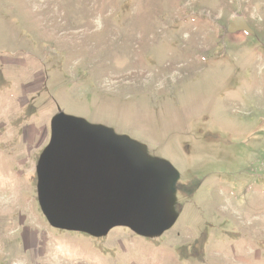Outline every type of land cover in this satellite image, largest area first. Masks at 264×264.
Listing matches in <instances>:
<instances>
[{"label":"rangeland","instance_id":"rangeland-1","mask_svg":"<svg viewBox=\"0 0 264 264\" xmlns=\"http://www.w3.org/2000/svg\"><path fill=\"white\" fill-rule=\"evenodd\" d=\"M237 15L251 32L228 31ZM60 112L169 162L173 225H131L138 170L97 149L128 150L105 131L64 135L53 192L76 200L98 169L135 200L78 224L63 201L52 224L38 163ZM0 264H264V0H0Z\"/></svg>","mask_w":264,"mask_h":264},{"label":"trees","instance_id":"trees-1","mask_svg":"<svg viewBox=\"0 0 264 264\" xmlns=\"http://www.w3.org/2000/svg\"><path fill=\"white\" fill-rule=\"evenodd\" d=\"M75 121V120H74ZM76 125L78 129H76V134L79 133L80 135L79 138H76V148L80 149V147H82L83 144V140L85 139V137L83 138L81 136V130H86V126H84L83 124L79 125V121L76 120ZM80 128H82L80 130ZM87 129H91V130H95L98 133H102L100 132V129H95V128H91L89 126H87ZM103 134V133H102ZM54 141L52 142V144L45 150L44 153V158H43V164L40 166L41 172H43L45 170V161H46V155L51 153L52 147H54L55 142H57V134H54ZM57 145V144H55ZM103 151H108V150H104ZM51 158V157H50ZM80 166V165H79ZM79 166L76 164V178H79V173H77V170L79 169ZM45 173V172H44ZM175 175V171L174 173L172 172H167L166 176L167 178L169 177L170 179L172 177H174ZM77 180V179H76ZM78 180H80V184L82 185V189L84 190L82 193V196H76V200L71 201L68 199V197H61L62 195L60 194L61 192H53V190L50 189L51 187V180L50 178H47L46 176V181L44 183V196H45V200L48 204V209L51 212L52 216V208L54 207V205H62V203H64L63 201H65V206L69 207L70 209L72 207H76V223L78 224V220L79 218L81 219L83 216L82 214L87 213V212H94V214L96 215V217H99L100 215H105V210H107V208L109 206L112 205V202L115 203L116 205L119 206H124L125 201L128 200H135L134 196L128 195V197H126L123 193V195H117L118 192L112 193V192H106V189H109V181H111L110 176H98L96 178L93 179V181L97 182L96 185L94 184H90V178H79ZM160 178L157 177L156 174H154V172L152 173H147L145 172L143 169H139L138 170V174L134 177V179L132 180V182L130 183L131 185L138 187L139 190L141 191V194H139V197H137V202L139 198L143 197V203L141 202V204L138 205H134L136 208L140 207L141 210L140 212L137 214L136 217V222L133 221V224L127 220L125 221V223L129 224L131 223V225L139 231L145 232V233H153V228H155L154 226L156 224H158V226L155 228L154 232L157 231L160 227L159 224L162 221V210L164 207L163 204V195L159 192L160 188L165 189L164 192H167V187L163 185V187L160 186ZM93 190H95L96 192H94ZM163 204V205H162ZM162 205V207H160ZM59 207V206H57ZM108 211V210H107ZM55 218V216H54ZM56 222L59 223V220H57L55 218ZM140 223L141 225L137 224ZM151 224V226H147Z\"/></svg>","mask_w":264,"mask_h":264},{"label":"water","instance_id":"water-1","mask_svg":"<svg viewBox=\"0 0 264 264\" xmlns=\"http://www.w3.org/2000/svg\"><path fill=\"white\" fill-rule=\"evenodd\" d=\"M228 30L231 31V32H234V31H237V30H243V31H246V32H251L252 31V28L248 24V22H247V20H246V18H245L244 15H237V16L234 17V20L229 24ZM64 118H70L71 119V118H75V117H72L70 115H67L64 112H60V113H58L53 118V120H52V127L54 125L55 120H62ZM76 120H78V121L81 120V121L85 122V125L86 126H89L91 128H95V129L97 128V129H100V130L101 129H108L110 132L113 133V136L112 137L119 141V144L123 147V150L127 149V147L125 145H122L120 143V141H123V142H125L127 144H130L129 147H131V149L134 152V158H135V160L133 159V161L136 164L137 170L143 169L147 173H152V172H154L155 169H159V171L161 170L159 176L161 177L162 182H164V186L167 187V192H164V194L161 193L163 195V204H164V207H163V210H162V213H161V215H162V222H160V224H159V227L160 228L155 233H151V235H155V234L162 233L163 231H165L166 229H168L171 225H173V223L176 220V216H175V214H174V212L172 210V205H173V201H174L173 184L176 181V179L178 178V174H177L176 169L169 162H167L165 160H162V159H152V158L148 157L146 155V153L144 152L142 145L138 141H136L135 139L131 138L128 135H117V134L114 133V131L112 129L106 128V127L101 126V125H92V124H89L85 120H83L81 118H78V117H76ZM81 129L82 128H80V130ZM93 131H95V130H91V129H87V128H86V130H81V136L82 137L83 136L85 137L86 134H90V132L92 133ZM78 135H80V134L77 133L76 134V138H79ZM84 140H87V138H85ZM52 142H53V139L51 140L50 145L52 144ZM97 149H101V150L102 149H104V150L105 149L106 150H114V151H116L115 153L117 155L123 156L122 155V152H119L120 151L119 148H114V147L111 148L109 146H104L103 145L102 147L98 146ZM123 150H121V151H123ZM106 152H108V151H106ZM44 153H45V151H44ZM44 153L42 154L41 159H40V161L38 163L39 200H40V204L42 205L43 211L45 212V214L48 217V219L50 220V222L52 224L56 225V226H60L61 227V225L56 222L54 216H52L51 212L49 211L48 206L46 204L45 196H44L45 189L43 187H44V183L46 181V171L44 170L43 172H41V169H40V166L43 164V158H44L43 156H44ZM103 154H105V153H103ZM93 157L95 159V157H97V153H95V155ZM88 164L89 163H86L84 165H86L87 167H89ZM162 170H164V173H165V170H167L168 172L170 170H173V171H175V175L171 179L170 178H167L166 179L165 176L163 175V171ZM82 171H83L82 174L79 173L81 175L78 174L80 177L83 174H85V173L88 174V171H87L86 167H83V170ZM156 171H158V170H156ZM88 176L90 178V184L96 185L97 182L93 181V179L96 178V177H98V176H102V175H94L92 173L91 175H88ZM51 177H53V176H49L47 178H51ZM86 177L87 176L82 177V178H85L86 179ZM51 190H53L52 187H51ZM93 191L96 192L95 190H93Z\"/></svg>","mask_w":264,"mask_h":264},{"label":"flooded vegetation","instance_id":"flooded-vegetation-1","mask_svg":"<svg viewBox=\"0 0 264 264\" xmlns=\"http://www.w3.org/2000/svg\"><path fill=\"white\" fill-rule=\"evenodd\" d=\"M229 31V30H228ZM229 32H231V31H229ZM76 122V121H75ZM69 123H71V119L70 118H64V119H62V120H55V122H54V125H53V127H52V130H53V134H57V142H55V143H53L54 144V147H52V150H51V153L50 154H48L47 156H46V162H45V171H46V176L47 177H49V176H53L52 175V172H51V168L52 167H49V163H50V161H49V158H50V156H51V154H53L55 151H57V150H59L61 147H62V145L65 143V142H67L68 140H70V138L71 139H75L76 140V129L75 130H72V129H68L67 128V125L69 124ZM101 131H103L102 133H104V131H105V133H108L109 135H111V136H113V133L112 132H110L108 129H101ZM65 134H67V136H69V139L66 141V140H64V138H65ZM54 135H53V141H54ZM120 143L122 144V145H125L126 147H127V152L126 151H123L122 152V155L123 156H127L128 158H131L132 160L134 159L135 160V158H134V152H133V150L131 149V147H129V145L130 144H127V143H125V142H123V141H120ZM55 144H57V145H55ZM56 147H57V149H56ZM47 149V148H46ZM60 151V150H59ZM95 155V153H93V154H91V159L93 160V161H95V159H94V156ZM52 157H54V156H52ZM51 157V158H52ZM93 157V158H92ZM56 160V159H55ZM89 163V162H88ZM89 165V164H88ZM87 167V166H86ZM98 170V169H97ZM96 170V171H97ZM156 170H158V171H156ZM96 171H94V172H96ZM161 171V170H160ZM160 171H159V169H155L154 170V174H156L157 175V177L158 178H160L161 179V177L159 176V174H160ZM163 171V175L165 176V178L167 179V176H166V173L168 172L167 170H165V173H164V170H162ZM93 172V173H94ZM169 172H173L174 173V171L173 170H170ZM86 178H89V176H87ZM169 178V177H168ZM163 185H164V182H162V179L160 180V186L161 187H163ZM50 189H51V187H50ZM164 191H165V189H163V188H160L159 189V192L160 193H163L164 194ZM46 204H47V202H46ZM163 205V204H162ZM162 205L160 206V207H162ZM47 206H48V204H47ZM53 211V210H52ZM161 220H162V218H161ZM162 222V221H161Z\"/></svg>","mask_w":264,"mask_h":264}]
</instances>
